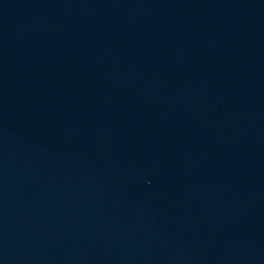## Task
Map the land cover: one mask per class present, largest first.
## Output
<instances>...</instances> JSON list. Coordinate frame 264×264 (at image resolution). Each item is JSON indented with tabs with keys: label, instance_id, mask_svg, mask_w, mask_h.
<instances>
[{
	"label": "water",
	"instance_id": "obj_1",
	"mask_svg": "<svg viewBox=\"0 0 264 264\" xmlns=\"http://www.w3.org/2000/svg\"><path fill=\"white\" fill-rule=\"evenodd\" d=\"M0 264H264V0H0Z\"/></svg>",
	"mask_w": 264,
	"mask_h": 264
}]
</instances>
